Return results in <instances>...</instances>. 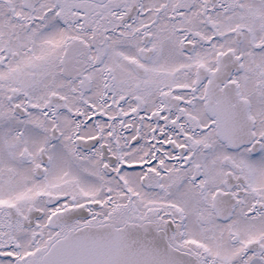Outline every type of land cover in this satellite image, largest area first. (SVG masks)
Here are the masks:
<instances>
[{"label": "snow or ice", "instance_id": "1", "mask_svg": "<svg viewBox=\"0 0 264 264\" xmlns=\"http://www.w3.org/2000/svg\"><path fill=\"white\" fill-rule=\"evenodd\" d=\"M0 264H264V0H0Z\"/></svg>", "mask_w": 264, "mask_h": 264}]
</instances>
